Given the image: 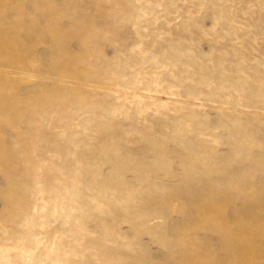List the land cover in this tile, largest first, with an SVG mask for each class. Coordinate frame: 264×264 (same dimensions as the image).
Here are the masks:
<instances>
[{
    "label": "rangeland",
    "instance_id": "rangeland-1",
    "mask_svg": "<svg viewBox=\"0 0 264 264\" xmlns=\"http://www.w3.org/2000/svg\"><path fill=\"white\" fill-rule=\"evenodd\" d=\"M11 1L0 264H264V0Z\"/></svg>",
    "mask_w": 264,
    "mask_h": 264
},
{
    "label": "bare ground",
    "instance_id": "bare-ground-1",
    "mask_svg": "<svg viewBox=\"0 0 264 264\" xmlns=\"http://www.w3.org/2000/svg\"><path fill=\"white\" fill-rule=\"evenodd\" d=\"M13 1H15V0H13ZM17 1H18V0H17ZM11 2H12L11 0H0V4H1V5H4V6L10 5ZM15 4H16V6H14ZM13 6L17 8V6H21V5H20V4L18 5L17 2H15V3L10 7V9H11ZM2 9H3V8H2ZM63 39H64V38H62V41H63ZM8 40H9V39H8ZM13 40H14V39H13ZM14 42H15V41H14ZM14 46H15V45H14ZM55 51H56V49H55ZM12 101H13V100H12ZM9 102H10V103H7V104H11V103H12V105H13V104L15 105V103H14L15 101H14V102H11V101L9 100ZM14 105L12 106L13 108L10 107L11 105H10V106L8 105V106H9L10 109L12 110V109H14ZM15 106H16V105H15ZM7 111H9V110H7ZM9 113H12V112H9ZM16 116H17V115H16ZM10 118H12V120H13V117H10ZM19 118H20V117H19ZM19 118H17V119H19Z\"/></svg>",
    "mask_w": 264,
    "mask_h": 264
}]
</instances>
